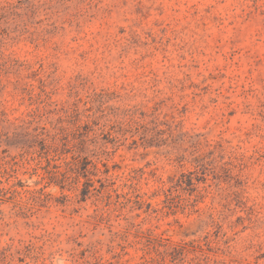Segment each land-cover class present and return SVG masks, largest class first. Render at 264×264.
Returning <instances> with one entry per match:
<instances>
[{"label": "rangeland", "instance_id": "obj_1", "mask_svg": "<svg viewBox=\"0 0 264 264\" xmlns=\"http://www.w3.org/2000/svg\"><path fill=\"white\" fill-rule=\"evenodd\" d=\"M73 103L87 158L48 161ZM155 237L264 264V0H0V264H158Z\"/></svg>", "mask_w": 264, "mask_h": 264}, {"label": "trees", "instance_id": "obj_2", "mask_svg": "<svg viewBox=\"0 0 264 264\" xmlns=\"http://www.w3.org/2000/svg\"><path fill=\"white\" fill-rule=\"evenodd\" d=\"M62 113L58 119L51 120V129L46 126H36L34 131L35 134H32L33 140L35 142L39 141L41 146V154L50 161L52 157L62 156L66 153H73V159L81 160L87 158V148L84 144L87 143V128L89 131H95L94 126L99 125L98 119L94 115H87L79 111L78 106L73 103L71 106L66 109H61L58 113ZM31 120L28 121V124L38 123L40 120L38 118L41 115L36 113L30 114ZM82 117H85L84 122ZM87 117L91 119V123L87 122ZM93 124V126L91 125ZM28 127H26L27 129ZM25 129V128H24ZM29 136L30 133L19 132L17 136ZM81 137V140L77 141ZM66 140V142H62ZM22 147H25L23 145ZM31 147V146H30ZM73 163V161H67V164ZM192 182V179L190 180ZM192 184H194L192 182ZM162 193L165 195V201L168 200V194L166 188H161ZM169 207V206H168ZM186 208L194 209V205L185 206ZM184 207V208H185ZM169 213L176 214L177 211L173 207H169ZM212 225H217L216 220L212 219ZM150 243L158 252L159 257L158 264H198L196 258H188V253L191 251L189 246H194V242H183V243H171L169 239L163 237L151 238ZM202 249V247L199 246ZM144 255L141 257V261L138 264H156L157 260L152 256L148 257L150 253L148 250L144 251ZM169 258V261L167 259ZM217 262V261H216Z\"/></svg>", "mask_w": 264, "mask_h": 264}]
</instances>
